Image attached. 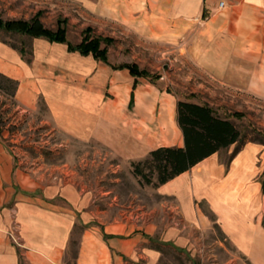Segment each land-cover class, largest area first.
I'll use <instances>...</instances> for the list:
<instances>
[{
    "label": "rangeland",
    "instance_id": "374dc122",
    "mask_svg": "<svg viewBox=\"0 0 264 264\" xmlns=\"http://www.w3.org/2000/svg\"><path fill=\"white\" fill-rule=\"evenodd\" d=\"M36 13L50 29L66 19V39L71 44L84 37L113 39L109 44L100 42L107 50L105 63L90 54L67 51L62 43L0 29V72L18 80L14 96L0 91V210L10 204L5 202L10 186L49 191L55 194V202L66 207L74 205L67 196L77 195L78 210L73 208L75 222L61 262L73 263L78 252L84 230L81 196H85L82 210L91 215L89 225L97 233L104 224L117 222L139 227L145 210L152 211L154 221H159L162 207L165 221L172 220L174 213L165 211L171 198L156 192L154 185L140 184L131 163L144 160L149 150L160 144L177 143L178 98L189 96L194 102L212 103L220 116L235 111L241 114L232 121L244 143L261 146L254 163L259 169L257 180L264 186V94H225L215 86L204 64L184 63L174 57L176 47L166 46L159 35L143 31L140 26L145 18L136 17L135 11L116 18L88 11L81 0H0L2 19H30ZM121 63H135L160 76L151 81L139 77L132 89L133 77L128 70L111 68ZM192 68L200 69V76L189 72ZM131 90L133 100L128 106ZM166 93L174 109L161 123ZM235 145L219 151L222 161H227ZM5 165L9 170L4 175L1 170ZM212 228L214 236L220 238L215 222ZM17 231L15 222L8 230L0 225V237L5 240L7 236L21 250ZM222 243V259L230 258V245ZM149 246L159 253L156 264H198L171 243L161 242L158 235ZM134 262L142 264L139 257Z\"/></svg>",
    "mask_w": 264,
    "mask_h": 264
},
{
    "label": "crops",
    "instance_id": "0c3cea01",
    "mask_svg": "<svg viewBox=\"0 0 264 264\" xmlns=\"http://www.w3.org/2000/svg\"><path fill=\"white\" fill-rule=\"evenodd\" d=\"M81 3L88 11L109 17L118 18L117 15L130 11H135L136 17L144 16L145 24L140 26L143 31L159 35L166 46L176 47L174 57L184 63L192 62L198 67L204 64L215 86L225 94H264V0H81ZM189 72L196 76L202 73L198 68ZM159 94L163 96V91ZM169 96L166 93L164 102L169 101L174 107ZM156 101L161 99L156 97ZM182 143L179 129L176 144L157 147ZM260 150L259 144L246 142L227 165L219 151L215 152L156 186V192L172 200L165 209L174 213L171 221H165L162 207L159 221H154L152 211L145 210V219L139 227L117 222L104 224L97 233L89 225L91 215L82 210L85 196H81L84 230L73 263L60 259L75 222L73 208L78 210L77 195L67 196L74 205L66 207L55 202V194L49 191L10 186L5 199L10 204L0 210V225L8 230L12 222L17 224V244L21 250L7 236L5 240L0 237V264H22L21 259L28 264H136L137 257L142 264H156L159 253L149 246L156 235L161 242L171 243L187 253L193 263L264 264V186L257 180L259 169L254 163ZM212 222L219 227L220 238L214 236ZM222 240L232 249L230 258L222 259L220 255ZM140 243L143 244L139 247Z\"/></svg>",
    "mask_w": 264,
    "mask_h": 264
},
{
    "label": "trees",
    "instance_id": "16d2710c",
    "mask_svg": "<svg viewBox=\"0 0 264 264\" xmlns=\"http://www.w3.org/2000/svg\"><path fill=\"white\" fill-rule=\"evenodd\" d=\"M65 23L66 19L58 20L55 29L47 28L40 20L39 13H36L30 19L0 18V29L31 37H43L53 43H62L66 45L67 51H75L80 55L90 54L94 59L107 63V50L105 47H100V42L109 44L113 41L111 37H84L79 43L71 44L66 39ZM85 30L89 31V29ZM18 50L24 53V49ZM111 68L127 69L133 77L132 89L135 88L139 77H145L151 81L160 76L139 68L135 63L111 65ZM17 86L18 80L0 72V91L14 96ZM188 97L176 100V123L182 134V145L153 148L149 150L147 158L131 163L132 173L138 177L140 184L159 186L213 153L236 144L225 162L227 165L244 144L243 135L230 119V116H241L239 112L220 116L208 103L194 102ZM132 100L133 90L130 92L128 106H131ZM2 131L3 128L0 125V140Z\"/></svg>",
    "mask_w": 264,
    "mask_h": 264
},
{
    "label": "bare ground",
    "instance_id": "6f19581e",
    "mask_svg": "<svg viewBox=\"0 0 264 264\" xmlns=\"http://www.w3.org/2000/svg\"><path fill=\"white\" fill-rule=\"evenodd\" d=\"M143 93V92H142ZM173 106L172 104L167 101V102H164V104L162 105V109H161V112H160V116H159V120L161 123H163L166 119H168L170 117V115L172 114V111H173ZM145 114V117H148V112H144ZM9 170V166L8 165H5L1 172L2 174H6Z\"/></svg>",
    "mask_w": 264,
    "mask_h": 264
}]
</instances>
